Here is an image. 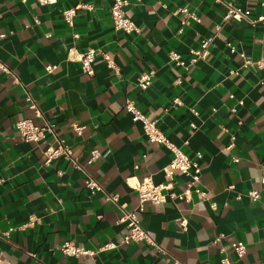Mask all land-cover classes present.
Wrapping results in <instances>:
<instances>
[{
    "label": "crops",
    "instance_id": "crops-1",
    "mask_svg": "<svg viewBox=\"0 0 264 264\" xmlns=\"http://www.w3.org/2000/svg\"><path fill=\"white\" fill-rule=\"evenodd\" d=\"M262 1L127 0L124 9L140 31L125 33L114 28L112 0H0V33L6 34L0 58L21 80L15 84L0 73V264H220L224 256L231 264H264V22L224 19L229 2L256 18L264 12ZM82 3L93 8H78L68 24L64 9ZM181 7L198 19L183 24ZM209 35L214 39L205 59L188 68L170 60L171 50L188 59ZM89 48L96 49L94 75L79 60ZM102 52L114 58L117 71ZM144 71H154L146 90L138 85ZM27 93L84 169L64 157L45 163L53 135L40 143L21 137L16 121L34 116ZM126 99L201 167L192 188L205 195H167L146 201L139 213L161 251L122 242L128 232L119 221L123 209L140 203L134 185L147 177L165 181L163 168L174 157L133 121ZM73 123L85 126L80 134ZM93 150L100 155L88 163ZM88 175L104 191L92 193ZM188 181L177 172L172 191L181 193ZM253 189L260 192L257 200L248 195ZM106 193L117 194V203ZM66 240L97 252L65 255ZM233 241L246 244L242 258ZM108 243L113 246L104 249Z\"/></svg>",
    "mask_w": 264,
    "mask_h": 264
},
{
    "label": "built area",
    "instance_id": "built-area-1",
    "mask_svg": "<svg viewBox=\"0 0 264 264\" xmlns=\"http://www.w3.org/2000/svg\"><path fill=\"white\" fill-rule=\"evenodd\" d=\"M127 3V0H112L110 11L113 19V25L116 30L123 31L125 33H137L140 31V28L124 9ZM262 5L264 7V0L262 1ZM83 7L89 9L93 8L88 3H82L74 7L64 9L63 14L65 21L68 24H73L77 9ZM178 10L185 15L182 20L183 24L187 22L189 17L198 19V17L194 13H191L187 7H181ZM230 18L236 20H244L249 23L264 22V12L258 17L253 18L251 16L250 9L242 8L236 5L234 2H229L228 10L224 15V19ZM216 28L219 30L220 26ZM5 36V33H0L1 38H4ZM213 39L214 35H209L208 37L203 38L198 47L193 48L189 51L188 59L184 58V56L180 52L171 50L169 52L170 60L178 65L188 68L189 66L197 63L201 59H205L208 56L209 46L213 42ZM102 56L106 61L108 67L114 69L115 71L118 70V66L114 58L110 54L102 52ZM95 57V48H89L85 52L79 54V60L82 63V68L88 75L95 74ZM261 62L262 63H260L259 65L264 66V60ZM55 67V65L48 64L46 65V70L51 72ZM0 73L12 75L14 77L15 84L21 83L20 78L14 73L12 68L1 58ZM153 76L154 71H144L139 75L138 85L142 90H146L150 87ZM230 96L233 97V95ZM25 98L28 107L33 110L34 116L23 117L16 121L15 125L21 137L26 141L40 143L47 137L48 134L53 135L56 139V142L54 144L47 145L43 150L45 163L49 164L53 159L64 157L70 160L72 165H74L75 167L84 169V166L81 164V162H79V160L74 157L71 146L66 142L64 138L57 135L56 124L54 122L44 120V114L38 101L30 93H27ZM175 103L181 104L182 102L179 98H176ZM240 103L242 104L243 101H240ZM124 109L131 114L133 121H140L142 123L145 134L151 141L166 145L174 153L173 159L163 168L165 181L156 184L153 182L151 177H147L142 181H138L134 185V188L139 193L140 203L138 207L130 211L123 209V215L119 218V221H125L128 227V232L122 239L123 243L145 242L157 246V243L155 242L153 237L143 227L141 219L139 217V213L143 210L144 203L146 201L155 203L165 201L167 195H170L172 197L186 198L189 197L193 191L201 195H205V192H203L200 188H192L194 183H196L200 179L201 167L197 161L193 160L187 153H185L178 145L171 141L169 137H167L162 132L157 124L156 119L145 114L137 107L134 99H126L124 103ZM231 109L232 111H236V107H232ZM36 119H43V122L37 123ZM192 126H194V124H192ZM84 127V125L73 123V128L78 134L82 132ZM185 143L188 144V140H186ZM99 155L100 152L98 150H93L88 159V163L93 162ZM177 172H180L189 178L186 188L181 193H175L172 191L175 182V175ZM85 184L92 193L104 191L102 185L91 175H88L86 177ZM105 195L106 200L117 203V194L106 193ZM248 195L253 200H257L260 198V192L255 189L250 190L248 192ZM238 197H240V195ZM221 237L222 235L217 236L213 242H218ZM112 246V244L108 243L104 246V249L111 248ZM157 247L160 251L162 250L159 246ZM231 247L238 258H242L244 256L246 252V244L243 241H233L231 242ZM60 249L65 255L70 256L95 255V253L97 252L87 249L69 240L64 241ZM162 252L166 254L164 250ZM220 264H231V261L228 257L224 256L220 259Z\"/></svg>",
    "mask_w": 264,
    "mask_h": 264
}]
</instances>
